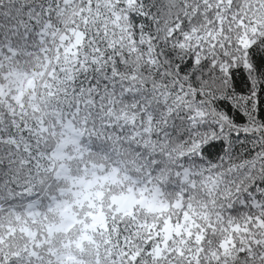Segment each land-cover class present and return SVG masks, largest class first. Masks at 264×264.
Wrapping results in <instances>:
<instances>
[{
    "label": "snow or ice",
    "instance_id": "1",
    "mask_svg": "<svg viewBox=\"0 0 264 264\" xmlns=\"http://www.w3.org/2000/svg\"><path fill=\"white\" fill-rule=\"evenodd\" d=\"M0 264H264V0H0Z\"/></svg>",
    "mask_w": 264,
    "mask_h": 264
}]
</instances>
